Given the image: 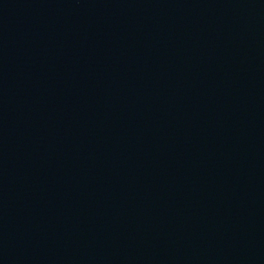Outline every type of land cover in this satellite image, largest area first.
Returning a JSON list of instances; mask_svg holds the SVG:
<instances>
[{
	"label": "water",
	"instance_id": "1",
	"mask_svg": "<svg viewBox=\"0 0 264 264\" xmlns=\"http://www.w3.org/2000/svg\"><path fill=\"white\" fill-rule=\"evenodd\" d=\"M0 264H264V0H0Z\"/></svg>",
	"mask_w": 264,
	"mask_h": 264
}]
</instances>
